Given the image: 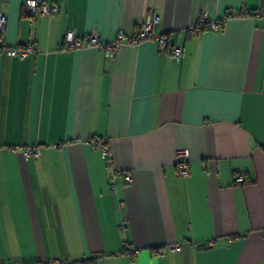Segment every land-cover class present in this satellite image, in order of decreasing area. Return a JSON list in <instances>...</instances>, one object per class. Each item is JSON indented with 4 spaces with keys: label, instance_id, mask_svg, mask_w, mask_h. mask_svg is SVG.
I'll return each instance as SVG.
<instances>
[{
    "label": "crops",
    "instance_id": "1",
    "mask_svg": "<svg viewBox=\"0 0 264 264\" xmlns=\"http://www.w3.org/2000/svg\"><path fill=\"white\" fill-rule=\"evenodd\" d=\"M25 1L0 0L5 43L37 51L0 48V264H264V16L189 31L264 0H39L59 12L33 21ZM149 11L165 52L60 48L131 36Z\"/></svg>",
    "mask_w": 264,
    "mask_h": 264
},
{
    "label": "built area",
    "instance_id": "2",
    "mask_svg": "<svg viewBox=\"0 0 264 264\" xmlns=\"http://www.w3.org/2000/svg\"><path fill=\"white\" fill-rule=\"evenodd\" d=\"M59 12V7L52 3H42L39 0H26L23 5L24 15L33 21L36 14L43 16H52ZM264 16V8L255 12V15H251V12L245 10H240L237 14H227L218 20L210 21L208 19V14L206 11L200 12L195 24L190 28L191 34H198L206 30L216 31L220 29L227 20L237 17H262ZM159 16L154 11H149L143 22L139 25L136 32L127 36L122 31L118 32L115 38L109 41H102L98 34L92 33L86 37L77 36L73 31H66L63 39L61 41V49L74 50L83 49L85 47H92L104 53V55L110 59L114 60L120 51V49L126 45H136L139 42L150 41L154 42L160 52H165L168 40L167 37L160 33L158 30ZM6 29V18L0 14V48L3 49L4 53L10 57H16L19 59H24L30 54H35L37 51L32 45L25 46H8L2 35ZM183 55V48L179 45H173L170 49V57L174 62L180 61ZM93 147L99 150L100 155L103 159H107L111 165V160L109 159V147L105 139H95L90 142ZM41 155V151L36 146L25 147L22 151V156L25 161L31 158H38ZM188 151H183L179 154V160L177 162V173L181 178H186L189 175V165H188ZM235 183L242 184L244 182V177L242 174L235 176ZM127 183L132 181L131 176L125 178ZM113 190V187H112ZM180 250L179 244L172 245L168 248L170 253H175ZM135 250L128 251L131 256L135 255ZM159 254V253H158Z\"/></svg>",
    "mask_w": 264,
    "mask_h": 264
},
{
    "label": "trees",
    "instance_id": "3",
    "mask_svg": "<svg viewBox=\"0 0 264 264\" xmlns=\"http://www.w3.org/2000/svg\"><path fill=\"white\" fill-rule=\"evenodd\" d=\"M256 12V11H255ZM255 12H251V15H255Z\"/></svg>",
    "mask_w": 264,
    "mask_h": 264
}]
</instances>
